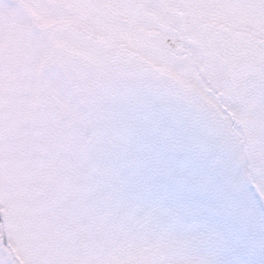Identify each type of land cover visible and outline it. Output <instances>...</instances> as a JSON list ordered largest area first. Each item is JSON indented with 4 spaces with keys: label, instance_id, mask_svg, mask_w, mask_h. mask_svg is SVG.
Listing matches in <instances>:
<instances>
[{
    "label": "snow or ice",
    "instance_id": "snow-or-ice-1",
    "mask_svg": "<svg viewBox=\"0 0 264 264\" xmlns=\"http://www.w3.org/2000/svg\"><path fill=\"white\" fill-rule=\"evenodd\" d=\"M0 264H264V0H0Z\"/></svg>",
    "mask_w": 264,
    "mask_h": 264
}]
</instances>
